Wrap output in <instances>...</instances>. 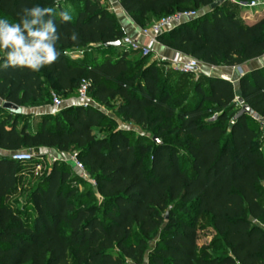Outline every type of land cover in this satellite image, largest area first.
<instances>
[{"label":"trees","instance_id":"16d2710c","mask_svg":"<svg viewBox=\"0 0 264 264\" xmlns=\"http://www.w3.org/2000/svg\"><path fill=\"white\" fill-rule=\"evenodd\" d=\"M116 1L139 26L199 12L157 42L203 67L240 68L264 56V13L243 18L244 9L227 2L210 12L217 0ZM73 4L70 23L57 17V62L39 73L0 70L1 103L21 109L12 116L0 108V264H142L156 234L147 264H264V68L242 75L236 87L240 105L256 117L233 122L238 109L231 83L200 76L190 94H176L159 80L155 63L144 66L150 57L105 48L125 36L94 2L0 0V18L18 22L26 6L59 11ZM74 53L82 54L81 62L69 57ZM127 54L139 62L131 65ZM82 83L97 108L66 105L28 130L22 109L51 93L75 98ZM101 110L158 141L174 134L172 143H132L130 132L120 129L97 138L94 131L108 126ZM42 150L75 154L89 181L57 162L34 179L32 165L9 157ZM75 181L82 187L77 197ZM203 219L214 236L199 247Z\"/></svg>","mask_w":264,"mask_h":264},{"label":"rangeland","instance_id":"374dc122","mask_svg":"<svg viewBox=\"0 0 264 264\" xmlns=\"http://www.w3.org/2000/svg\"><path fill=\"white\" fill-rule=\"evenodd\" d=\"M234 1V0H233ZM256 3L255 7L253 8H249V4L251 2ZM224 2L229 3L228 8H232V2L231 0H224ZM235 2V1H234ZM237 4V2H236ZM235 5V4H234ZM238 7L243 8L244 12L243 14L245 15L246 18H252V17H256L257 15H261L264 13V0H250V2L245 3V4H237ZM75 5H71L72 11L75 9ZM72 14V13H71ZM154 22H150V24H146L145 22H141L139 23L141 26H146L150 27ZM127 58L130 61L131 65H136L139 60L140 57L137 54H127ZM81 57L79 55H77V58L74 59L73 61L75 62H81ZM264 62V56L263 58L257 59L255 61H251L249 63H247L246 65L243 66V69H249L250 67H256L258 68L261 64H263ZM155 63L157 65V71H158V75H159V80L160 81H164L166 82L167 86L171 89L174 90V92L177 94L179 92L182 93H187L190 94L191 90H192V86L195 82V80H197L200 76L202 77H208L209 73L205 71V68L202 67V72L203 74L200 76L197 75H193V74H179L178 72H175L171 69V67L163 62L157 61L156 59H151V58H146L145 62H144V66H147L149 64H153ZM264 68V67H263ZM233 69H230L229 71H232ZM235 71V70H233ZM236 72V71H235ZM242 75L239 74L238 78L241 77ZM236 91V89H235ZM60 100L62 101L63 106L66 105H75L76 100L75 98L72 99H64L62 96H59ZM91 106L97 108V106L94 105L93 102H90ZM26 111V122H27V126H28V130L32 131L34 130L38 124H39V118L42 115H48V114H54V110L51 107V100L49 97H43L42 100L40 102L34 103L32 105H30L29 107L25 108ZM102 113L104 114L105 120H104V124L108 125L107 127H100L98 129H96L94 131V135L97 138L100 137H104L107 134H109L110 132L116 130V129H120V130H124V131H128L130 132L131 136V142L134 143L137 139H141L142 142L144 144H148L151 145V140L153 138V136L151 135L150 132H146L144 130H141L140 128L133 126L132 124H127V123H123L121 122L120 119H118L117 117H115L114 115H112L109 112L103 111L101 110ZM213 116V112L211 113ZM107 119L109 120V122H107ZM174 138V134H168L165 138H159L160 142H165V143H172V139ZM264 152V149H263ZM35 157H43V158H47L48 157V162L45 163L44 165V173H43V177H45L52 166V160L55 159L59 168H61L62 165L65 166V169L67 170H71V166L69 164V161L67 160L68 156H70L71 154H65V158L61 155L58 154L56 152H47V153H42L39 152L38 154H34ZM71 189L75 192V197H77L81 191H82V187H80L79 182H72L71 183ZM264 197V194H263ZM93 202V199H89L87 201V204H91ZM100 198L97 197V195H95V199H94V206L97 208H100ZM23 204H27L26 199H23L22 205ZM211 228L209 225V221L208 219H203V220H199L197 222V242L198 243H202V242H207L209 239L212 240V236H211ZM208 236V239H206ZM158 238V234L154 235L151 238V241L147 247V251L144 257V261L142 264H147V255L148 253L152 250L155 241ZM207 240V241H205ZM124 264H133L130 261H125Z\"/></svg>","mask_w":264,"mask_h":264},{"label":"clouds","instance_id":"9594fccd","mask_svg":"<svg viewBox=\"0 0 264 264\" xmlns=\"http://www.w3.org/2000/svg\"><path fill=\"white\" fill-rule=\"evenodd\" d=\"M18 16V22L0 18V70L39 73L45 66L57 62L61 55L57 48L62 35L57 17L60 23L67 24L73 16L70 9L57 11L55 6L40 5L26 6ZM70 38L78 39L74 29Z\"/></svg>","mask_w":264,"mask_h":264},{"label":"built area","instance_id":"2783aa9c","mask_svg":"<svg viewBox=\"0 0 264 264\" xmlns=\"http://www.w3.org/2000/svg\"><path fill=\"white\" fill-rule=\"evenodd\" d=\"M256 3L251 2L249 8L255 7ZM200 15L199 12H183L176 14L170 18L160 20L159 22L153 23L148 29L142 30L140 36L144 39L143 43H139L138 39H133L130 37H124L120 41V47L124 52L138 53L141 57L155 58V48L158 45L157 38L163 33L169 32L178 25L186 22H190L197 19ZM77 55L82 56L81 53L69 54V57L74 60ZM156 59V58H155ZM160 62L168 64L171 69L175 72L181 74H193L200 76L203 74L202 65L196 60L191 58H186L181 54H173L170 59H160ZM86 83H82L76 93V106L89 107L91 106V99L87 94ZM51 107L54 110V114L59 113V111L64 107L60 97L55 93L50 94ZM234 107L236 110L241 107L239 100L236 98L234 100ZM10 159L19 164H30L32 165L31 175L34 179L41 178L44 173V165L48 162V157L43 158L41 156L35 157L31 152H16L9 155ZM67 160L69 164L75 171V173L81 177L83 180L89 181V177L86 174L82 164L78 161L75 154L68 156ZM56 162L55 159L52 160V164ZM94 185V183H92Z\"/></svg>","mask_w":264,"mask_h":264},{"label":"crops","instance_id":"0c3cea01","mask_svg":"<svg viewBox=\"0 0 264 264\" xmlns=\"http://www.w3.org/2000/svg\"><path fill=\"white\" fill-rule=\"evenodd\" d=\"M89 1L96 3L99 8L107 10V12H109L114 17L118 27L124 33L125 37L138 39L139 43H143L144 39L140 36V32L143 30L142 27L139 26L134 21H132V19L122 11V9L120 8V6L116 0H89ZM231 2L233 4H236V2H234L233 0H231ZM78 4L81 5V2H79ZM237 4L240 5V3H237ZM68 9H70V8H68ZM70 11H71L72 16H73V11L71 9H70ZM243 18H246L244 14H243ZM173 54L174 53L171 50L160 45L159 43L155 48V58L157 61H160V59H170ZM155 58L152 57L151 59H155ZM261 58H263V56ZM263 67H264V62L258 68L250 67L249 69H243V66L240 68H223V69H212V68H208V67L204 66L205 71L209 73L208 77L219 78V79L225 80V81L231 83L233 85L234 89H237L236 88L237 82L240 78V77L238 78L239 74L244 75V74H247V73L254 71V70L263 69ZM230 69H233L236 72L233 70L229 71ZM236 98L237 99L239 98L237 90H236ZM1 104L2 103L0 101V106H1ZM22 114L26 115L25 109H22ZM41 152L47 153V152H52V151L42 150ZM62 156L65 158V155H62ZM29 212L31 214H33V209L31 208ZM210 232H211V236L213 237L214 232L212 230ZM206 239H208V236ZM205 241H207V240H205ZM210 241H211V239H209L207 242H202V243L197 242V244L200 247L203 245H208L210 243Z\"/></svg>","mask_w":264,"mask_h":264},{"label":"water","instance_id":"95a60500","mask_svg":"<svg viewBox=\"0 0 264 264\" xmlns=\"http://www.w3.org/2000/svg\"><path fill=\"white\" fill-rule=\"evenodd\" d=\"M224 3V0H217L216 2H214L210 7H209V11L212 12L215 9H217L218 7H220L222 4ZM105 48H120V42H116L114 44H107L105 45ZM0 108L7 112L9 115L12 116H19L21 115V109L10 104V103H2ZM249 117V118H255V114L254 112L247 106L245 105H241V107L239 108L238 112L235 114L234 118L232 119L233 122L241 119L242 117ZM152 142L159 146L161 143L160 141H158L157 138L153 137L152 138Z\"/></svg>","mask_w":264,"mask_h":264}]
</instances>
